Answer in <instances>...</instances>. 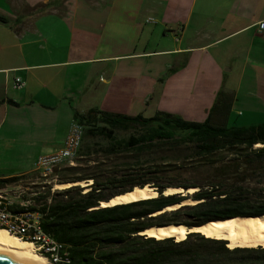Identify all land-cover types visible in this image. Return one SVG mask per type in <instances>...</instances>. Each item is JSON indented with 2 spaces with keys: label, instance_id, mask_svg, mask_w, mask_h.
Instances as JSON below:
<instances>
[{
  "label": "crops",
  "instance_id": "1",
  "mask_svg": "<svg viewBox=\"0 0 264 264\" xmlns=\"http://www.w3.org/2000/svg\"><path fill=\"white\" fill-rule=\"evenodd\" d=\"M262 20L264 0H0V160L23 147L21 164L0 178L34 171L40 154L64 144L75 113L91 108L263 121ZM169 31L176 45L153 49V36ZM154 57L163 64L154 68ZM179 88L185 109L169 107ZM30 144L54 148L34 159Z\"/></svg>",
  "mask_w": 264,
  "mask_h": 264
},
{
  "label": "trees",
  "instance_id": "2",
  "mask_svg": "<svg viewBox=\"0 0 264 264\" xmlns=\"http://www.w3.org/2000/svg\"><path fill=\"white\" fill-rule=\"evenodd\" d=\"M74 118L85 127L83 141L86 137L105 139L107 143L102 150L108 154L133 150L144 152L158 143H180V137L177 138L175 133L181 130L188 132L182 141L193 145L198 155H212L222 150L235 152L231 161L241 160L240 166L251 170V175L245 172L246 175L238 179L233 188H227L228 171L220 169L216 182H211L209 187L199 186L194 193V198L200 200L198 203L154 215V212L183 198L176 194H161L100 207V201L134 186L153 183L162 193L168 185L156 184L153 178L132 171L100 176L81 171L79 165L66 164L56 168L55 175L60 183L93 181L87 191L79 185L60 189L52 195L48 190L37 197L39 207H33L42 213L44 230L68 246L70 264H264L262 246L231 248L227 240L195 231L182 240L139 234L151 225L171 222L195 225L212 219L264 214V185L256 187L257 198L251 199L253 190L249 183L257 175L264 176L258 171L264 169V120L245 126H227L215 124L211 117L205 121H192L167 112L144 117L98 108L85 113L76 112ZM130 129L134 132L128 137H117L118 130ZM259 143L262 146L255 147ZM92 150L98 151V148L92 149L82 143L78 154L90 155ZM16 178H0V185ZM181 213L189 219H180Z\"/></svg>",
  "mask_w": 264,
  "mask_h": 264
},
{
  "label": "rangeland",
  "instance_id": "3",
  "mask_svg": "<svg viewBox=\"0 0 264 264\" xmlns=\"http://www.w3.org/2000/svg\"><path fill=\"white\" fill-rule=\"evenodd\" d=\"M178 28L179 27H177V29ZM174 32L175 31H169V33L172 34L169 38H163V32H159V35H154L151 47L153 49H156L175 46L176 41L173 38ZM154 58L159 61L154 64V68H156V65L163 64L162 57ZM160 100L161 97L156 94V99L154 100V103L156 104L160 102L161 104L162 102ZM189 101L190 99L188 97V93H181L179 88L177 91H174L173 94L170 95L169 107H172L174 109H185ZM180 115L184 119L187 118L182 114ZM236 117V114L232 115V120L229 122V125H232L234 122H236ZM253 117L255 118V120H257L261 117V115L256 116L255 114ZM250 118H252V116ZM132 132H134V129L118 130L116 132V135L117 137H128ZM187 133L188 132L181 130L176 131L175 134L177 138L180 137V143H158L156 146L147 149L144 152H138L133 150L117 154H108L104 150H102V146H105L107 143L105 139L101 137H86L83 141V145H90L92 149L98 148V151L92 150V154L85 156H80L78 154L74 159V164L69 165H79L82 168L81 171L89 173H98L100 176L121 175L124 172L132 171L142 174V177L153 178L156 181V184L168 186L176 185L182 187L185 185L189 187H209L212 184L211 182L217 181V171H219L220 169H225L228 171L226 176L230 179L225 181V184H227V188H233V186L237 183L238 179H241L246 175L245 172H248L251 175V170H246L244 166H240V163L242 162L241 160L231 161V159H233V157L235 156V152L222 150L212 155H198L195 152L196 149L193 147V145L186 144L182 141L181 138L186 136ZM260 146H262V144L260 143L255 145V147ZM53 148L54 147H47L45 145L32 146L31 144L30 147H26L28 152L34 154V159L38 157L39 153L46 152L47 150H52ZM21 149H23V147L19 146L17 149L13 146L8 147L7 154L0 160L1 174H10L16 164H21V161H19L17 159V156L15 155V151ZM236 169H239V172ZM258 171L264 174V169L261 168ZM257 177H255V179L249 182L251 185V189L253 190V194L250 195V197H252L251 199L257 198L255 196L256 187L264 185V176L257 175ZM39 182L41 184H38L39 186H41L43 184L42 179H39ZM54 183H60L58 181V178L56 179V182L53 181V184ZM82 188L84 189V187ZM58 190L60 189L56 188L55 191H50V195L54 194ZM47 191L48 188L47 190H44L43 193H46ZM194 193L195 192L190 194H184L186 196H181L180 194V197L194 198ZM48 198L50 199L51 197ZM180 219L188 220L189 217L186 216V214L181 213Z\"/></svg>",
  "mask_w": 264,
  "mask_h": 264
},
{
  "label": "built area",
  "instance_id": "4",
  "mask_svg": "<svg viewBox=\"0 0 264 264\" xmlns=\"http://www.w3.org/2000/svg\"><path fill=\"white\" fill-rule=\"evenodd\" d=\"M147 21L154 22L155 19L151 17ZM257 25L264 32V20L259 21ZM24 84L21 78H17L15 87L19 88ZM84 133V125L74 119L60 148L40 154L34 171L18 175L15 180L0 185V227L21 239L31 241L34 251L49 264H70L71 251L64 242L44 230L42 213L33 207H39L36 199L44 190H56V184H53L57 179L56 168L74 164L83 143ZM39 179H42L41 186L38 184Z\"/></svg>",
  "mask_w": 264,
  "mask_h": 264
},
{
  "label": "bare ground",
  "instance_id": "5",
  "mask_svg": "<svg viewBox=\"0 0 264 264\" xmlns=\"http://www.w3.org/2000/svg\"><path fill=\"white\" fill-rule=\"evenodd\" d=\"M92 180H81L77 182L57 183V189H64L75 184L85 186V190H89ZM199 190V187H182L176 185H169L165 194H190ZM157 189L150 183L144 186H135V188L122 195L114 197L109 202H103L101 207L108 205H115L120 203H129L141 199H147L159 195ZM200 200L193 197L184 198L180 203L169 205L163 210L154 212L159 214L164 210H171L181 207L185 204H196ZM201 232L207 237L224 239L228 241L231 248L234 247H264V214L256 216H236L226 219H215L203 226L193 227L190 231L186 225L172 224L166 227H151L145 231L140 232L143 235L154 236L158 239L166 237H175L176 240H182L189 232ZM0 250L2 251H17L21 252L31 260H39L47 262L42 256L34 251V245L31 241H27L17 237L5 228L0 227Z\"/></svg>",
  "mask_w": 264,
  "mask_h": 264
},
{
  "label": "water",
  "instance_id": "6",
  "mask_svg": "<svg viewBox=\"0 0 264 264\" xmlns=\"http://www.w3.org/2000/svg\"><path fill=\"white\" fill-rule=\"evenodd\" d=\"M78 181H81V180H78ZM77 182V181H76ZM90 184H92V182L91 183H89L88 185H90ZM75 185H79V186H81V187H84V189H85V186L84 185H80L79 183L78 184H75ZM135 188V186L132 188V189H130V190H128V191H125V192H123V193H119V194H116V195H114V196H111L110 198H108V200H102V201H100V203H99V206L101 207V205H102V203L105 201V202H109V201H111L114 197H116V196H118V195H122V194H125V193H127V192H130V191H132L133 189ZM154 188H156L157 190H158V187H156V186H154ZM165 190H166V188L163 190V192L161 193L159 190H158V193H159V195H161V194H163V195H171V194H165ZM179 194V196H180V194L181 193H176V195H178ZM158 195V196H159ZM181 196H186V195H182L181 194ZM184 199V198H183ZM182 199V200H183ZM182 200H180V202L182 201ZM180 202H177V203H180ZM177 203H174V204H177ZM170 205H173V204H170ZM108 206H111V205H108ZM167 206H169V205H167ZM167 206H165V207H167ZM183 206V205H182ZM103 207H105V206H103ZM165 207H163L161 210H163V209H165ZM178 208H180V207H178ZM177 209V208H176ZM171 210H175V209H171ZM166 211H169V210H164V211H162V212H160V213H164V212H166ZM256 216V215H255ZM231 217H236V216H231ZM226 218H230V217H226ZM226 218H221V219H226ZM213 220H215V219H212V220H208V221H205V222H203V223H200V224H195V225H188V224H185V223H179V222H171V223H166V224H161V225H151V226H148V227H146V228H144L143 230H141V231H145V230H147V229H149V228H151V227H154V226H156V227H166V226H169V225H172V224H176V225H186L187 227H188V229H189V231L193 228V227H200V226H203L204 224H206V223H208V222H210V221H213ZM190 233V232H189ZM139 234H141L140 232H139ZM142 235V234H141ZM0 264H49L48 262H44V261H39V260H31V259H28V257L26 256V255H24L23 253H21V252H17V251H2V250H0Z\"/></svg>",
  "mask_w": 264,
  "mask_h": 264
},
{
  "label": "flooded vegetation",
  "instance_id": "7",
  "mask_svg": "<svg viewBox=\"0 0 264 264\" xmlns=\"http://www.w3.org/2000/svg\"><path fill=\"white\" fill-rule=\"evenodd\" d=\"M181 223V222H180Z\"/></svg>",
  "mask_w": 264,
  "mask_h": 264
}]
</instances>
